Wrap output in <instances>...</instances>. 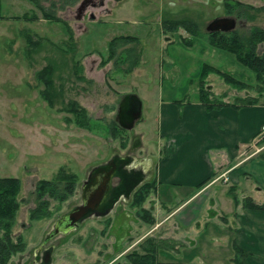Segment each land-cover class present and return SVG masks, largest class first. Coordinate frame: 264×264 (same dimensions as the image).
<instances>
[{
	"label": "rangeland",
	"instance_id": "1",
	"mask_svg": "<svg viewBox=\"0 0 264 264\" xmlns=\"http://www.w3.org/2000/svg\"><path fill=\"white\" fill-rule=\"evenodd\" d=\"M16 1L19 13L15 9L9 13L19 14L20 20L10 22L4 30L9 35L8 41H1L0 158L9 168L19 162L8 174L23 181L20 198L26 201L18 212L14 234L23 235L27 247L13 256L12 264H121L126 254L139 248L146 236L167 235L161 229L152 232L153 226L139 217L140 207L131 204V192L156 179L163 150L159 101L162 97L182 100L198 94L202 66L216 59V52L206 49L207 25L216 17L231 15L226 13L225 0H104L103 4L99 1L96 6L87 7L82 14L78 3L57 12L72 28L71 39L63 23L44 18L33 2L14 0L15 4ZM241 1L264 5V0ZM43 4L50 3L43 1ZM32 13L37 14L36 20L23 17ZM184 17L196 20L203 33L194 37L192 44L183 40L193 37L185 28L172 32L164 31L162 26L165 18ZM253 25L264 26V12L251 21L238 19L237 28L247 33ZM27 35L40 44L30 45ZM119 35L139 38L140 61L128 73L123 69L125 65L118 66L113 59L102 64L109 56V42ZM227 55L233 54L227 52ZM50 63L55 67L54 106L44 98L45 84L39 76ZM223 63L217 67L249 83L255 82L254 72L237 60ZM209 79L216 93L227 90V99H234L239 92L252 93L233 89L215 73ZM127 93L140 96L143 115L132 130H123L116 138L111 125L117 122L119 103ZM71 101L88 110L89 127L78 124L76 116L66 110ZM114 156L125 158L113 182L112 195L116 200L69 233H59L45 244L60 216L82 203V187L93 168ZM26 167L36 168L27 171ZM61 167L77 175L74 194L60 208L58 202H52L51 217L30 221L29 210L37 205L36 195L32 193L37 181L56 178ZM33 178L35 184L30 183L29 179ZM129 181L131 187L124 192ZM246 190H240V196ZM171 192V188L162 189L163 196ZM179 202L163 204L158 192H152L143 206L152 209L157 221ZM195 204L202 208L200 224L207 220L216 223L233 205V200L219 181ZM172 226L176 224L167 227ZM226 240L225 235H217L213 242L219 246L225 245ZM46 249H52L47 263L44 262ZM193 250L196 249L191 247L190 251ZM167 256L178 258L175 254H162L163 259ZM193 256L198 261L202 254Z\"/></svg>",
	"mask_w": 264,
	"mask_h": 264
},
{
	"label": "crops",
	"instance_id": "2",
	"mask_svg": "<svg viewBox=\"0 0 264 264\" xmlns=\"http://www.w3.org/2000/svg\"><path fill=\"white\" fill-rule=\"evenodd\" d=\"M17 2L15 4L14 0H0V105L1 41H8L9 35L4 30L10 22L20 20L19 14L9 13L13 9L19 13ZM205 45L207 52H216L212 65L217 67L218 64H224L223 62H236L234 55H227L228 51L213 47L209 41ZM221 93L228 92L225 90L217 94ZM247 94L250 91L245 94L239 92V95ZM173 99L175 98L162 97L159 101V135L163 150L157 163L156 178L158 196L164 201L163 204L180 202L175 208H167L168 213L156 221L151 231L161 229L166 232L165 237H172L183 245L174 251L161 250L160 259L203 263L229 262L234 256L236 243L248 253L244 264H264V210L241 209L228 192L230 186L236 185L238 193L247 189L244 196L239 194L241 198L252 196L256 201L264 202V141L257 140L264 124V103L242 108L227 106L209 111L200 102L198 94L183 107L174 103ZM6 163L0 158V177L10 176L8 171L19 166V162H16L15 166L9 168ZM35 168L26 167V170L32 171ZM207 179L211 180L203 189L197 191V186ZM29 180L30 183L36 182L34 178ZM219 181L227 189L233 205L230 204L227 212L223 210L225 214L222 213L221 221L213 223L207 220L200 224L198 217L202 208L195 202ZM163 188H171L173 193L163 196ZM172 222L176 227L172 226L170 229L167 226L173 224ZM217 235H225V245H214L213 240ZM191 247L196 250L190 251ZM196 253L202 254L201 260H194L193 255ZM162 254H175L178 258L167 256L163 259Z\"/></svg>",
	"mask_w": 264,
	"mask_h": 264
},
{
	"label": "trees",
	"instance_id": "3",
	"mask_svg": "<svg viewBox=\"0 0 264 264\" xmlns=\"http://www.w3.org/2000/svg\"><path fill=\"white\" fill-rule=\"evenodd\" d=\"M42 12L44 18L49 21L63 23L73 39V30L63 18L58 15L59 9H65L75 6L81 0H30ZM43 1L49 2L45 6ZM224 7L226 13L239 20L251 21L257 15L264 12L263 6H255L241 0H225ZM28 20H36L37 14H25ZM164 31L176 32L180 28H185L192 34V38H184L186 44H192L193 38L202 36L203 33L199 23L189 17L184 18H165L162 21ZM209 43L218 49L226 50L232 53L238 62L248 67L254 72L255 82L249 83L236 77L232 72L216 67L210 63H204L201 71V79L198 83V98L200 102L209 110H216L223 107L242 108L245 106L264 103V26L253 25L247 33H242L238 28L230 32H206ZM30 45L38 46L39 40H34L31 35H27ZM139 38L133 35H119L109 42V56L102 64L110 60H115L118 66L123 67L125 72H131L140 61V52L137 50ZM131 44L129 47L128 45ZM54 65L48 64L40 73V78L45 84L44 98L50 106H54V92H56L55 82L53 79ZM78 72V71H77ZM217 74L225 83L229 84L237 91L251 90L254 94L235 95L234 99H227L228 93L217 94L210 87L209 76ZM174 103L183 107L184 104L190 103L191 98L174 100ZM67 111L73 113L78 124L89 127L90 116L85 107L79 105L77 101L69 103ZM111 132L117 138L125 130L118 122L114 121L111 125ZM259 135V134H258ZM264 141V134H261ZM211 179L200 183L197 191L206 185ZM77 175L69 173L64 167H61L58 175L54 179H39L36 183L34 193L36 195L37 205L29 210L30 221H39L49 218L54 214L51 208L52 202L60 204L67 201L75 192L77 186ZM22 190V180L19 177H0V264H9L15 254L25 251L27 243L23 235H15L14 227L17 223L18 212L25 198H20ZM152 192H157V178L153 181H146L141 184L132 194L133 206L140 207L139 217L144 223L153 226L156 224V215L152 209L144 207L143 204ZM234 202L241 209H262L264 202L256 201L252 196L241 198L236 185L228 189ZM175 208V207H174ZM183 244L171 237L148 235L136 248L126 254L124 262L121 264H244L248 253L245 249L234 243V256L229 262H193V261H164L159 257L161 250H178ZM101 264V263H97Z\"/></svg>",
	"mask_w": 264,
	"mask_h": 264
},
{
	"label": "water",
	"instance_id": "4",
	"mask_svg": "<svg viewBox=\"0 0 264 264\" xmlns=\"http://www.w3.org/2000/svg\"><path fill=\"white\" fill-rule=\"evenodd\" d=\"M85 8L82 1L78 9ZM238 20L233 16L216 17L207 25L208 32H230L237 28ZM143 115V101L136 93L125 94L118 107L117 122L125 130H132ZM124 158L114 156L90 172L82 188V203L64 213L55 223L54 228L47 235L45 244L59 233H69L84 219L99 212L108 203H113V179L120 171V163ZM52 249L45 250L44 262L50 259Z\"/></svg>",
	"mask_w": 264,
	"mask_h": 264
},
{
	"label": "flooded vegetation",
	"instance_id": "5",
	"mask_svg": "<svg viewBox=\"0 0 264 264\" xmlns=\"http://www.w3.org/2000/svg\"><path fill=\"white\" fill-rule=\"evenodd\" d=\"M82 1H84V4H85V8H83L82 10H80V9H78V11H79V13L80 14H82L86 9H87V7H89V6H96V4L100 1V3L101 4H103L104 3V0H81L80 1V3L82 2ZM238 20V19H237ZM125 159V158H124ZM116 177V176H115ZM114 177V178H115ZM113 182H114V179H113ZM131 181H129L128 183H127V186L124 188V192L126 191V192H128V190L130 189V187H131V185H129V183H130ZM114 187V186H113ZM83 188V187H82ZM137 188H135L134 189V191L136 190ZM113 191H114V189H113ZM133 191V192H134ZM130 193V192H129ZM131 194H133L132 192H131ZM113 198H116L115 197V195H113ZM47 250V249H46ZM38 256V255H37ZM39 257V256H38Z\"/></svg>",
	"mask_w": 264,
	"mask_h": 264
},
{
	"label": "built area",
	"instance_id": "6",
	"mask_svg": "<svg viewBox=\"0 0 264 264\" xmlns=\"http://www.w3.org/2000/svg\"><path fill=\"white\" fill-rule=\"evenodd\" d=\"M261 134H264V124L262 125L261 129H260V132H259V135H258V141L262 139V136Z\"/></svg>",
	"mask_w": 264,
	"mask_h": 264
},
{
	"label": "bare ground",
	"instance_id": "7",
	"mask_svg": "<svg viewBox=\"0 0 264 264\" xmlns=\"http://www.w3.org/2000/svg\"><path fill=\"white\" fill-rule=\"evenodd\" d=\"M137 165H139V164H137ZM148 166H149V164H148ZM136 167V166H135Z\"/></svg>",
	"mask_w": 264,
	"mask_h": 264
}]
</instances>
